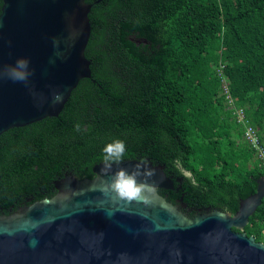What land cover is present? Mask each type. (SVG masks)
<instances>
[{"label": "trees", "instance_id": "16d2710c", "mask_svg": "<svg viewBox=\"0 0 264 264\" xmlns=\"http://www.w3.org/2000/svg\"><path fill=\"white\" fill-rule=\"evenodd\" d=\"M85 2L91 79L58 116L0 135V215L51 198L65 174L91 179L115 138L124 160L163 167L173 190L157 192L188 216L233 215L264 176L233 115L264 148V0ZM241 232L264 244V199Z\"/></svg>", "mask_w": 264, "mask_h": 264}, {"label": "water", "instance_id": "95a60500", "mask_svg": "<svg viewBox=\"0 0 264 264\" xmlns=\"http://www.w3.org/2000/svg\"><path fill=\"white\" fill-rule=\"evenodd\" d=\"M90 7L85 0H2L0 67L28 57L35 96L0 79V135L58 116L78 82L91 79L84 55ZM53 90L62 102H49ZM138 162L124 160L107 173L98 163L91 179L65 174L51 198L0 215V264H264V244L241 232L264 199V176L233 215L207 209L190 217L183 203L157 192L173 190L161 165L146 162L151 175L141 168L140 198L112 191L111 174Z\"/></svg>", "mask_w": 264, "mask_h": 264}, {"label": "clouds", "instance_id": "9594fccd", "mask_svg": "<svg viewBox=\"0 0 264 264\" xmlns=\"http://www.w3.org/2000/svg\"><path fill=\"white\" fill-rule=\"evenodd\" d=\"M30 60L25 56L16 57L10 64L0 67V79H8L12 82H19L25 85L30 96H35V92L30 85ZM63 100V94L53 90L50 93V103H60ZM76 131H79L81 125H74ZM101 157V170L109 172L113 165L120 164L125 159L126 144L125 141L115 138L103 145ZM143 168L146 175H151V170L147 168L146 161H140L134 165V170L129 171L126 168L119 167L111 174L109 186L119 197L132 200L140 198V194L145 188L144 184L138 182L137 177L141 174Z\"/></svg>", "mask_w": 264, "mask_h": 264}, {"label": "built area", "instance_id": "2783aa9c", "mask_svg": "<svg viewBox=\"0 0 264 264\" xmlns=\"http://www.w3.org/2000/svg\"><path fill=\"white\" fill-rule=\"evenodd\" d=\"M223 89H225L223 87ZM231 104L232 101L229 100ZM233 115L237 122L243 124V139L252 147L256 152V156L260 160V165L264 169V148L259 144L258 135L253 127L246 124V120L244 118V112L242 109H235L233 111Z\"/></svg>", "mask_w": 264, "mask_h": 264}, {"label": "flooded vegetation", "instance_id": "af4514ba", "mask_svg": "<svg viewBox=\"0 0 264 264\" xmlns=\"http://www.w3.org/2000/svg\"><path fill=\"white\" fill-rule=\"evenodd\" d=\"M173 204H176V205H182V202H179V200H175V202H174ZM183 205H184V204H183ZM181 210H182L183 212H185V213L188 215L189 209H185V205H184V207L181 208ZM199 211H200V209H198L197 211H195L193 217L199 215Z\"/></svg>", "mask_w": 264, "mask_h": 264}, {"label": "rangeland", "instance_id": "374dc122", "mask_svg": "<svg viewBox=\"0 0 264 264\" xmlns=\"http://www.w3.org/2000/svg\"><path fill=\"white\" fill-rule=\"evenodd\" d=\"M264 234V233H263Z\"/></svg>", "mask_w": 264, "mask_h": 264}]
</instances>
